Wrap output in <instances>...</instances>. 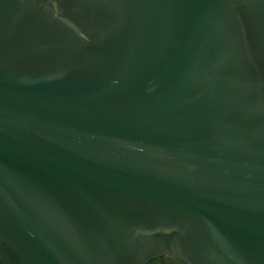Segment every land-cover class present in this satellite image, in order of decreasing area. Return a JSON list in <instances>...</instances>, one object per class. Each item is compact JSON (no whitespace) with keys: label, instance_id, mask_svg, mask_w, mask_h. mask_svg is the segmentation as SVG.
<instances>
[{"label":"water","instance_id":"1","mask_svg":"<svg viewBox=\"0 0 264 264\" xmlns=\"http://www.w3.org/2000/svg\"><path fill=\"white\" fill-rule=\"evenodd\" d=\"M264 264V0H0V264Z\"/></svg>","mask_w":264,"mask_h":264},{"label":"flooded vegetation","instance_id":"2","mask_svg":"<svg viewBox=\"0 0 264 264\" xmlns=\"http://www.w3.org/2000/svg\"><path fill=\"white\" fill-rule=\"evenodd\" d=\"M148 264H185V263L172 258L160 257L150 261Z\"/></svg>","mask_w":264,"mask_h":264}]
</instances>
